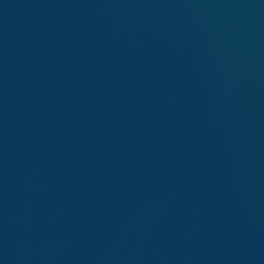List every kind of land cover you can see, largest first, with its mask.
<instances>
[{
  "label": "water",
  "instance_id": "1",
  "mask_svg": "<svg viewBox=\"0 0 264 264\" xmlns=\"http://www.w3.org/2000/svg\"><path fill=\"white\" fill-rule=\"evenodd\" d=\"M0 264H264V0H0Z\"/></svg>",
  "mask_w": 264,
  "mask_h": 264
}]
</instances>
